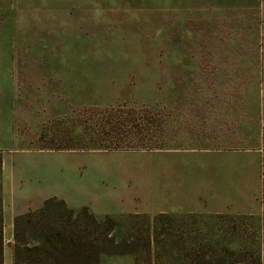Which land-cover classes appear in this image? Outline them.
Returning a JSON list of instances; mask_svg holds the SVG:
<instances>
[{
    "label": "rangeland",
    "instance_id": "rangeland-1",
    "mask_svg": "<svg viewBox=\"0 0 264 264\" xmlns=\"http://www.w3.org/2000/svg\"><path fill=\"white\" fill-rule=\"evenodd\" d=\"M0 158L98 264H264V0H0Z\"/></svg>",
    "mask_w": 264,
    "mask_h": 264
},
{
    "label": "trees",
    "instance_id": "trees-1",
    "mask_svg": "<svg viewBox=\"0 0 264 264\" xmlns=\"http://www.w3.org/2000/svg\"><path fill=\"white\" fill-rule=\"evenodd\" d=\"M2 160L0 158V170ZM264 188V187H263ZM56 199H47L44 201L43 206L35 215L29 216H16L14 219V245H13V264H98V256L106 251V247L101 248L93 255L92 248L90 247L91 241L86 234L81 236L66 235L62 231L58 221L55 218L48 217L45 223L41 221L45 216V212L49 211L48 205ZM58 204L67 210L63 201L58 200ZM75 210L68 209L69 218L74 216ZM76 213V212H75ZM76 222L86 230L87 225H95L97 228L105 230L101 234L102 242H107L109 245H117L114 243V238L108 239V230H112L114 223L109 218L104 220H97V218L89 214L86 208H81L77 212ZM35 217L36 219H34ZM24 219V220H23ZM35 220L34 223L32 220ZM28 221L31 226L33 235H38L40 240L35 241L32 250L24 249L22 241L21 228L22 221ZM96 242V239H95ZM103 244V243H102ZM99 246H102L99 243ZM118 252V251H114ZM0 264H3V221L2 211L0 207Z\"/></svg>",
    "mask_w": 264,
    "mask_h": 264
},
{
    "label": "crops",
    "instance_id": "crops-1",
    "mask_svg": "<svg viewBox=\"0 0 264 264\" xmlns=\"http://www.w3.org/2000/svg\"><path fill=\"white\" fill-rule=\"evenodd\" d=\"M5 162H3L4 165ZM56 197L47 190L41 189H33L29 191V193L25 194L24 199L20 202V208L18 211V215L25 214L30 211H34L39 209L43 202L48 198ZM3 198V197H2ZM3 199H2V211L4 213L3 217V264H13V227L12 223L14 221V217L17 213H14L13 216L6 218Z\"/></svg>",
    "mask_w": 264,
    "mask_h": 264
}]
</instances>
